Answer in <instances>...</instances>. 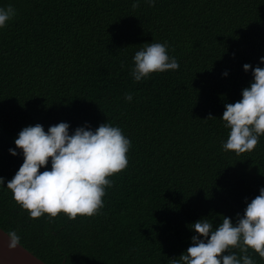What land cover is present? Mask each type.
I'll return each mask as SVG.
<instances>
[{
	"label": "trees",
	"instance_id": "trees-1",
	"mask_svg": "<svg viewBox=\"0 0 264 264\" xmlns=\"http://www.w3.org/2000/svg\"><path fill=\"white\" fill-rule=\"evenodd\" d=\"M132 4L0 0L16 9L0 28V227L48 264H173L196 234L191 223H235L264 187V135L249 152L222 148L225 106L253 80L243 65L264 67V0ZM153 40L180 68L135 81L134 54ZM60 122L70 134L108 122L132 141L97 215L33 218L7 188L24 162L19 132Z\"/></svg>",
	"mask_w": 264,
	"mask_h": 264
},
{
	"label": "clouds",
	"instance_id": "clouds-1",
	"mask_svg": "<svg viewBox=\"0 0 264 264\" xmlns=\"http://www.w3.org/2000/svg\"><path fill=\"white\" fill-rule=\"evenodd\" d=\"M143 2L155 6L157 0ZM140 3L141 0H133L132 7L138 8ZM15 15L12 5L0 6V28ZM133 60L131 75L135 81L147 79L152 73L180 68L177 58L169 54L167 42H145ZM260 61L264 63V56ZM243 68L252 72L253 80L242 90V99L226 104L222 116L224 126L230 129L222 148L236 154L254 150L264 135V67L253 68L245 63ZM223 75L227 77L229 72L225 70ZM124 98L129 102L134 99L131 93H125ZM208 118L215 117L210 114ZM15 144L22 149L24 162L7 182L13 198L33 218L45 213L55 217L63 212L75 219L78 215L99 214L104 207L106 188L114 184L109 177L129 164L127 154L132 141L119 126L108 122L94 130L86 124L71 134L70 124L60 122L47 131L40 123L25 126ZM17 148H10L9 152L19 155ZM42 167L44 171H40ZM0 185H5L4 177H0ZM259 193L247 203L242 215L237 213L235 223L227 216H223L218 226L205 218L191 223L189 228L196 234L186 252L174 259L173 264H255L248 255L249 248L264 258V187ZM235 248L242 255L232 251Z\"/></svg>",
	"mask_w": 264,
	"mask_h": 264
},
{
	"label": "water",
	"instance_id": "water-1",
	"mask_svg": "<svg viewBox=\"0 0 264 264\" xmlns=\"http://www.w3.org/2000/svg\"><path fill=\"white\" fill-rule=\"evenodd\" d=\"M0 264H48L0 227Z\"/></svg>",
	"mask_w": 264,
	"mask_h": 264
}]
</instances>
